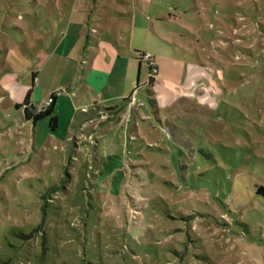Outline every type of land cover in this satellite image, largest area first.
<instances>
[{"label":"rangeland","instance_id":"obj_1","mask_svg":"<svg viewBox=\"0 0 264 264\" xmlns=\"http://www.w3.org/2000/svg\"><path fill=\"white\" fill-rule=\"evenodd\" d=\"M85 3L0 0V264H264V0Z\"/></svg>","mask_w":264,"mask_h":264},{"label":"crops","instance_id":"obj_2","mask_svg":"<svg viewBox=\"0 0 264 264\" xmlns=\"http://www.w3.org/2000/svg\"><path fill=\"white\" fill-rule=\"evenodd\" d=\"M81 1H83V0H81ZM84 1H86L85 6H87L88 4H91L93 2L95 3L98 0H84ZM151 1L152 0H129V2L131 3L130 6L134 10H135V7H137L139 10H141V7L143 8L145 3H151ZM76 10H78V9H76L74 7L73 8V12L76 11ZM135 21H136V17L132 14L131 19H130V23H131L132 28H136V25H135L136 22ZM71 22H72L71 18H68V20L65 23H63L60 27L58 26L59 24L56 25L54 31L60 30L62 36L63 35H66L68 37H78V36H80L82 34V32H83V30H82L83 29L82 28L83 23H80L78 26L73 27V26H71ZM36 78L37 77H36L35 73L32 72L31 73V82H30L31 86L35 82ZM3 81H4V79L0 78V87H1V89H3L6 92H8L10 101L15 103V107L16 108L21 109V114H22L23 119L25 121H31L33 123L32 126L36 125V123H38L41 119L38 120V121H33L31 119H25L24 116H23V111H22L23 110V106H19V107L16 106L17 103H22V101L24 100V98H23L22 101L19 102L20 97L22 96V90L20 88H18L17 90L10 91V89L7 87V85H5V83ZM1 89H0V91H1ZM31 92H32V88H31ZM31 92H30V96H31ZM51 93H50V95H51ZM30 96H29V103L33 104L34 106H39L40 104H42L47 99L46 98L43 102H39L38 98H37V96H38L37 93L35 94L34 99H32V100L30 99ZM56 97H57V94H56ZM56 97H54V101H53V103L51 102V104H52V108H53L52 112L57 116V114L54 112L55 111ZM57 119H58V116H57Z\"/></svg>","mask_w":264,"mask_h":264},{"label":"trees","instance_id":"obj_3","mask_svg":"<svg viewBox=\"0 0 264 264\" xmlns=\"http://www.w3.org/2000/svg\"><path fill=\"white\" fill-rule=\"evenodd\" d=\"M140 55H142V52H140ZM152 81H154L153 76L148 74V83L151 84ZM30 92H31V88L27 91L26 96H24V100L22 101V103H17L16 106L17 107L23 106L22 111H23V116L25 119H31L33 121H38L42 118H48L49 119L48 128L51 131L55 130L56 127L58 126V119H57V116L52 112L53 108H52L51 102L53 103L54 97H56V92L51 93L50 95L51 101L49 102V104L44 110L39 111V112L35 110V106L33 104L29 103ZM256 193L262 194L264 197V185L263 184L258 185Z\"/></svg>","mask_w":264,"mask_h":264},{"label":"built area","instance_id":"obj_4","mask_svg":"<svg viewBox=\"0 0 264 264\" xmlns=\"http://www.w3.org/2000/svg\"><path fill=\"white\" fill-rule=\"evenodd\" d=\"M144 55H145V57L147 59V63H148V66H149V74L151 75V73L157 72V67H156V64L154 62L152 54L148 52V53H146ZM142 56H143V53H142ZM50 97L51 96L47 97V99L42 104H40L39 106H35V110L37 112L44 110L47 107V105L49 104V102L51 101Z\"/></svg>","mask_w":264,"mask_h":264}]
</instances>
